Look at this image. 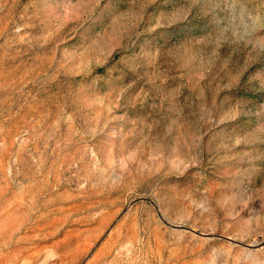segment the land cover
<instances>
[{
	"label": "rangeland",
	"instance_id": "obj_1",
	"mask_svg": "<svg viewBox=\"0 0 264 264\" xmlns=\"http://www.w3.org/2000/svg\"><path fill=\"white\" fill-rule=\"evenodd\" d=\"M0 264H264V0H0Z\"/></svg>",
	"mask_w": 264,
	"mask_h": 264
}]
</instances>
